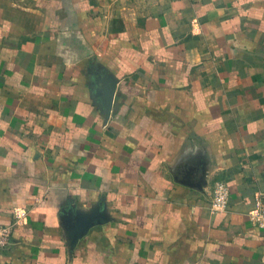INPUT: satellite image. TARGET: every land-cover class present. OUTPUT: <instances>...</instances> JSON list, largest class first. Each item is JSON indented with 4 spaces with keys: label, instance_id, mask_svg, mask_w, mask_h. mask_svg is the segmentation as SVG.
Instances as JSON below:
<instances>
[{
    "label": "crops",
    "instance_id": "crops-1",
    "mask_svg": "<svg viewBox=\"0 0 264 264\" xmlns=\"http://www.w3.org/2000/svg\"><path fill=\"white\" fill-rule=\"evenodd\" d=\"M263 193L264 0H0V264H264Z\"/></svg>",
    "mask_w": 264,
    "mask_h": 264
},
{
    "label": "built area",
    "instance_id": "built-area-1",
    "mask_svg": "<svg viewBox=\"0 0 264 264\" xmlns=\"http://www.w3.org/2000/svg\"><path fill=\"white\" fill-rule=\"evenodd\" d=\"M211 195L213 212H225L228 210L231 191L227 183L217 182ZM251 221L257 227L264 229V193L262 194L256 209L251 213ZM11 242V230L8 228H0V251L7 249Z\"/></svg>",
    "mask_w": 264,
    "mask_h": 264
}]
</instances>
